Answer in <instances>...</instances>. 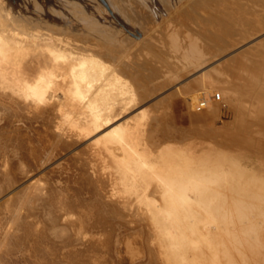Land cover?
Returning <instances> with one entry per match:
<instances>
[{"label":"rangeland","instance_id":"rangeland-1","mask_svg":"<svg viewBox=\"0 0 264 264\" xmlns=\"http://www.w3.org/2000/svg\"><path fill=\"white\" fill-rule=\"evenodd\" d=\"M108 1H71L74 5L81 7L84 17L80 20L83 23H91L95 20L98 21L100 29L109 30L111 40L108 43V50L100 49V41L91 35L93 34L92 30H81L77 36L94 42L95 47L102 51L99 50V53L108 68L107 70L112 71L117 78H121L118 80L122 81L120 83L118 81V83L125 86L126 92L132 88L131 91L134 92L133 97L136 100L131 96V93L130 96L133 98L131 104L136 107L133 106L126 116L133 115L142 108L145 112L139 117L129 139L125 140L126 142L128 140L127 144H129H126L128 147L121 150L116 146L113 149L117 151L110 152L109 149L108 151L103 148L105 146L103 141L98 140V142L95 139L98 142L96 144L91 140L94 139V134L98 137L100 131L88 139L77 138L76 128L69 127L70 124L65 120L62 121L61 114L57 112V109L55 110L58 96L48 94L47 101L37 103V105L24 106L23 101H20L22 98H17L12 102L11 97H8L10 93L2 94L0 90V264H131V262L132 264H172V262H176L177 259L171 258L173 254L176 255L175 251L170 256L171 251L164 245L165 237L160 233L162 230L155 225L156 222L150 217L152 213L144 208L146 204L143 207V203L139 205V202L136 201L138 203L136 206H142L143 209L139 210V206L135 207L136 203H133L136 196L135 191H133L134 195L127 192L132 189H127V187L133 183L129 179L134 175L135 169H139L143 164L160 166L187 179L193 180L195 177L198 182L202 176H211L214 182L218 183V186L212 183V186H215L214 188L219 192L218 196L221 197L223 194L221 198L224 206V199L225 203L227 202L225 197L227 196L229 199L228 206L226 204L225 210L218 211V216L228 214L229 219L223 221V218L222 221L213 222L218 227L216 229L208 228L207 231H222L224 226L232 232L233 229L236 232L239 231V235L242 230L246 231L244 237L248 241L244 239L245 243L242 242V239H240L242 243L229 242L228 244L226 241V244L225 242V246H233V248L229 247L230 250H233L232 252L227 250L228 257L222 254V251L225 252V250L219 251L221 248H226L223 245H219L221 248L218 246V253L211 250L214 249V245L212 248V245L208 246V243L204 244L201 241L199 245L198 241L196 243L197 250H190L188 260H192L196 256L197 262L202 263L205 262L208 255L207 264H215L216 259L222 254L221 259L218 260L223 264L233 254L235 258H237L236 255L239 258L235 262L236 259L232 257L233 264H257L261 259L260 256L264 257V222H253L250 207H245L246 210H244V207L240 208L239 203L237 204L240 194L233 189L219 185L222 181L218 182V179L224 180L221 178L222 176L231 179V176L242 168L247 171L246 179L250 183L256 184L264 193V56L260 57L264 51L259 50L264 48L256 46L258 49L253 46L254 48L250 49V47L242 46L243 49L242 47L237 49L232 46L238 40L249 35V32H254L258 28L256 26L258 23L264 25L261 23L264 13L260 15L257 12L258 17H261L260 20L258 19L259 21H256L257 19L253 17H258L253 12L254 9L251 10L253 6H249L252 5L251 0L247 1L248 12H246V4L243 0H238L241 5L237 3V6L234 4L237 0H234L235 2L230 0L234 3L232 7L229 6V9L237 7L236 13L238 12V16L240 15L235 17L236 19L243 14L241 10L244 6V13H249L250 8L252 14L249 13L250 18L247 16L248 14H244L242 19L246 20L248 17L251 21L254 20L258 23L252 21V25L254 23L256 27L252 28L254 31H251V29L248 30L251 24L249 19H247L248 23L247 20L243 22L241 18V21L233 19L234 22H232V19L229 18L228 21L231 22L228 24L232 23L233 25L234 23L236 24L234 26L237 27V24L243 22L245 28L240 23L242 26L237 27L238 31L236 27L229 28V26L224 28L223 33L219 32L218 34L212 28L210 31L208 28L210 26H206L207 29L204 26L212 22L216 24L218 21L219 23V19L224 20V17H221L223 10H219L220 6L222 8L221 0L217 2L215 0L213 3L212 0H207V2L204 0V3L203 0H196L197 3L202 1L198 3L200 7L195 0H114L111 2L113 5H110ZM208 1L213 4L210 5L215 9V4L216 6L220 5L219 9H216L217 12L212 7L211 9L215 12L209 10ZM261 1L260 3L263 4L264 2ZM253 2L259 6L253 3L255 10L261 8L262 5L258 0ZM16 4L10 0H0L5 18L12 22L16 32L21 36L23 34L31 35L38 31L51 33L56 29L59 30L60 26H65L66 22H77V17L64 5V0H21L20 4L27 11L25 12L26 16H21V10ZM203 4H206L205 8H201ZM225 5L227 7V3ZM196 11L200 13L197 12L198 16L197 14L193 15ZM206 12L208 14L210 12V17ZM178 13L182 17L184 16L181 20ZM185 13L188 14V17L185 16ZM216 13L221 16L216 17ZM31 15L36 16L41 22L36 23L29 19L32 17ZM202 15L204 17H201ZM211 16L216 17L213 20L218 18L217 21L211 20ZM225 20L227 21L226 18ZM120 21L125 24H121ZM170 22L172 24L168 26ZM166 24L168 28H176V31L182 33L180 35L185 38L190 34L196 38V34L201 30H206L207 33L201 31L203 34L206 33L205 36L199 34L197 37H201L198 41L196 38V41L201 45V51H203L204 62L199 63L200 67L197 66L198 63L190 62V65L189 62H180L179 60V62L175 60L174 63V60L169 59V50H165L167 47L164 49V44L160 45L165 35L161 30L162 28L163 31L168 29ZM125 25L133 26L131 28H135V30H126L125 27H122ZM247 25L248 27H246ZM252 25L251 27H253ZM241 27L249 31L246 32L247 35H244L245 31ZM232 28H235L236 31L234 32L235 29ZM227 29H232L233 33L232 30ZM182 30L190 32L185 34ZM241 30L244 31L243 34ZM208 31L217 37L215 39L218 42L214 43V37ZM208 34L213 37L214 41L208 40L211 38L207 37ZM221 36L224 40L230 36L229 38L233 39L231 46V40L226 42L227 44L230 42L227 46L224 40L220 41ZM225 36L226 38H224ZM225 48H229V50ZM257 49L263 51L262 54ZM149 50H152V54ZM217 50L219 53L221 52V55ZM114 52L116 55L117 53L122 55L119 58L124 57V59L120 61L114 59ZM120 52L124 53L120 54ZM126 52H129L130 55H127ZM164 54L169 61L165 59ZM246 54L249 55L248 58ZM126 55L132 57L127 58ZM161 55L167 62L157 59L158 56L162 60ZM252 55H255L256 60H253ZM150 56L151 59H149ZM211 57L213 58L210 59ZM251 58L253 62L255 61L254 63L251 62ZM129 59L132 61L128 63ZM204 59L210 60L209 65ZM115 60L116 62H114ZM157 60L160 62L157 63ZM170 61L171 65L168 64ZM194 66L198 68L196 69ZM126 67L129 68L126 69ZM257 74L259 75L256 76ZM207 76H211V78ZM254 76L259 78L255 79ZM126 81L127 84L124 83ZM123 85L121 86L124 87ZM214 91L220 93V100H211L206 108L199 107L202 96H208ZM129 93L123 95L129 96ZM58 95L60 96V94ZM124 119L125 117L118 119L117 122L115 120L107 128ZM154 130L155 132H153ZM163 133L165 134L163 135ZM115 144L119 145L113 142V147ZM109 152L112 154L119 152L120 156L114 157L115 155L112 156ZM126 162L132 165V172L128 170L127 166L129 165ZM102 195L103 197H101ZM156 195L161 201L159 197L161 195L159 193ZM129 199H133V201L128 202ZM125 200L126 202H123ZM129 203H133L132 206L129 205V207ZM158 233L159 235L156 236ZM219 239L221 240L222 237ZM228 240L230 241L231 238ZM208 249L211 251L209 252ZM201 250L202 252H200ZM197 256L200 258L198 259ZM212 256H217V258ZM255 256H258L259 259L255 260ZM232 258L230 260H233ZM230 260H227V263ZM261 261L258 263L264 264V261Z\"/></svg>","mask_w":264,"mask_h":264},{"label":"bare ground","instance_id":"bare-ground-1","mask_svg":"<svg viewBox=\"0 0 264 264\" xmlns=\"http://www.w3.org/2000/svg\"><path fill=\"white\" fill-rule=\"evenodd\" d=\"M10 1L13 3L14 2L17 3L16 6L18 8H20L21 16L27 15L25 13L27 11L22 6V4H20L21 0H10ZM71 1H73V0H64V5L70 11H72L75 14V16L77 17V20H76L77 22H75V23L66 22L65 26H63L64 28L62 26H60L59 30L56 29L51 33L50 32L45 33V32L38 31L36 33H32L31 35H24L23 34L22 36L18 35V33L16 32V28L12 24V22L7 21V18H5V15L2 12L3 10H2L1 5H0V90H1L2 94L3 93L6 94V92H9L10 96H8V97H11V99L13 100L12 102H14V100H16L17 98L18 99L22 98V100H20V101L21 102L23 101L24 106H27L29 104H36L37 105V103L47 101L48 94L53 95V96H58V98L56 100L57 105H56V107L54 106L55 110L57 109V112L59 114H61L62 121L65 120L66 122H68L70 124L69 127L72 126L71 127L72 129L76 128L75 135H78V137H77L78 139H79V137H81V139H83L82 137L88 139V137H91L94 133H97L100 131L101 133H98V134H100L98 137H96V134H94L95 135V136L93 135L94 139H91V138L90 139L92 141L96 142V144H98V142L100 140L103 141L105 146L103 147V145H102V147L104 149H107V150L109 149L110 152L112 150H115L113 148H115L116 146H117V148H119L121 150L122 149L125 150L128 147V146H126V144L128 142V140H127V142L125 141L126 138L129 139V137H130L129 135H130V133L132 134L131 131H133L132 129H134L135 125H137V121H138L139 117L142 116L145 111L143 108L142 109L139 108L140 110L135 112V114L130 115L128 117L126 116L127 115L126 113H128V111L131 108H133V106H134L133 104H131L132 99L133 98L135 99V97H133L134 92L132 93V91H131L132 88H130V91H128V92H126V90H124L125 86L123 84H119L122 81V80H120V81L118 80L120 77L117 78V76H115V74L112 71L107 70L108 68L104 64V61L101 57V54L99 53L100 49L108 50V43H109V40H111V34L109 33L108 29H104V30L100 29L98 21L94 20V21H91V23H86V24L83 23L80 20V19H83V17H84V14L82 12L81 7L74 5V3H72ZM112 1H114V0L108 1L110 3V5H113L111 3ZM197 1L195 0L196 3H197ZM205 1L207 2V0H205ZM213 1L215 2V0H212V3H213ZM217 1L218 0H216V2ZM221 1L223 2V4H222V2L220 4V5H222V8L220 5L216 6V4L214 3L216 9H219L218 6H220L219 10H221V11L223 10L221 12L222 16H221V14L219 15L216 13V15H217L216 17H218V15H219V17L220 16L224 17V20L226 18L227 21L219 19V23H218V21H217L218 18L216 20H213L216 17L214 16V18H213L211 16L212 19L211 18L210 19L213 21H217V23L215 24L214 22H212V23H214V24H212L208 21L211 25L208 23L209 25L204 26V27L210 26V27H208L209 30H210V28H212L214 30V32L217 31L216 33H218V34H219V32L221 33L224 30V28H226V27L228 28L229 26H230L229 28H231V26L236 25L234 23H233V25H232V23H229L230 24L229 25L228 22H231V21L234 22L233 19H235V20L239 19L241 21V19L244 18V14H246V12H248V7H247V4H248L247 1L248 0H246V2H245V0H243L244 3L246 4L245 5L244 3H242L246 6L245 7L246 12L244 13L245 9L243 8L244 6H242L241 12L243 14H241V17H240L241 19L235 18V17L240 16V15L238 16V12L236 13V10H238L237 7H234L236 9L231 8L233 3L235 2L234 0H232V1H234L233 3L230 2V0H228L229 5H228V1H226V0H221ZM251 1L250 2L252 5H249V4L248 5L250 7L253 6V8H251V10L254 9V11L253 10L252 11L256 13V17H258L259 14L260 15L263 14L264 13V3L261 4L260 0H258L260 5H262V6H260L261 8H257L255 10L254 4L257 5V3H256L257 1L255 3L253 2L254 0H251ZM201 2L199 1L198 3H201ZM240 2H242V1H240ZM261 2H264V0H262ZM203 3H204V0H203ZM208 3H209V1H208ZM212 3H209V6H208V7H210L209 10L212 7L210 5ZM219 3H217V4H219ZM226 3H227L228 8L225 5ZM230 3H232V4L230 5ZM237 3H239L238 0L236 1V3H234V4H236L235 6H237ZM203 5H201L202 6L201 8H205L206 4L204 5V7H203ZM238 5H241V3H239ZM223 6H224L225 10L226 9H228V10L225 11L223 9ZM229 6H231L230 7L231 9H229ZM198 7H200L199 4H198ZM240 7H239V9H241ZM111 8H112V6H111ZM212 8L215 9L214 6ZM213 9H211V10H213ZM216 9H215V11L217 12ZM243 9H244V11H243ZM251 10L249 8L250 14H252ZM203 11H207V10H203ZM197 12L198 11H196V13H194V14L192 13V14L195 15V14H197ZM257 12H259V14ZM249 13H247L248 15L246 14L248 17L250 16ZM255 13H253V14H255ZM178 14H176V15H178ZM239 14H240V11H239ZM186 15L188 17V14L185 13V16ZM210 15L211 14L209 12L208 16L210 17ZM31 16L32 17L29 19L33 20L36 23L41 22L40 19H38L36 16H33V15H31ZM197 16H198V14H197ZM183 17L180 15V17H179L180 20ZM190 17H192V16H190ZM193 17H195V16H193ZM201 17H204V16L202 15ZM209 17H208V19H209ZM248 17L246 18V20L250 18V17L249 18ZM251 17H253V16H251ZM260 17H258V18L253 17V18L257 19L256 21H259ZM229 18L232 20L228 21ZM187 19H191V18H187ZM263 19L264 18L261 19V23H264V21L262 22ZM203 20H204V18H203ZM206 20H207V18H206ZM246 20L242 19L243 22ZM238 21H236V22L238 23ZM252 21H254V20H252ZM252 21L249 19V22H251V24H250V28L248 27V25L246 26V27H248V30L251 29V31H254V29H255L254 27H256V26H258V28L255 29L254 32H249L247 29H244L245 28L244 23L240 22V23H242V25L244 27V28L241 27V29L243 28V30L245 31L244 35H247L246 32H249L250 34L243 37L242 38L243 40L242 39L240 41L238 40L239 42L237 41L236 44H235V42H236L235 41L234 42L235 45H232V46L236 47L237 49L239 47H242V46L243 47H246V46L250 47V49L253 46L254 47L260 46V48L261 47L264 48V25L263 24L259 25L258 22H257L258 23L257 24L256 21H254L257 24L256 26H254V23L252 25ZM247 22H248V20H247ZM120 23L123 25L125 24L122 21H120ZM240 23H239V25L237 24V27L242 26ZM171 24H172L171 22H170V24L168 23V26H170ZM192 25H194V23ZM251 25L253 27H251ZM166 26H167V24H166ZM168 26L166 28H168ZM175 26H179V25H175ZM122 27L123 28L125 27L126 30L133 29V28H131L133 26L129 27V25H125ZM234 27H236V26H234ZM169 28L166 30L164 29L165 31H163V28H162L161 31L164 32L163 34H165L163 36L164 37L163 42L161 44H160V42L159 43L157 42V44H160V45L164 44V46L162 45L164 47V49L167 47L165 50H169V57H170L169 59H171L172 61L174 60V63H175V60H177V61L179 60L180 62L182 61V62H189V63L190 62L198 63L197 66L199 65V63L204 62L203 61V53H202L203 51H201V49H202V48H200L201 45L197 41L199 40V37L205 36V34L207 33L206 30H201V31L206 32L204 34L201 33V31H200V33L197 32L198 33V34H196L197 36L199 34H203V35H201L199 37L196 36V38H197V41H196L195 36L193 37L191 34H190L191 37L190 36L188 37L186 35L187 38H185V37H182L180 35L182 33H179L178 31H176V28H174V27L173 28L171 27L170 29ZM252 28H254V29H252ZM202 29H204V28H202ZM206 29H207V27H206ZM232 29H235V28H232ZM239 29H240V27H239ZM81 30H92L93 31V34H91V35L95 36V39L100 41L99 42L100 43V49L99 50L95 47L96 44L94 42H91L90 39L80 38L77 36V34H79ZM134 30H135V28L133 29V31ZM197 30L199 31V27ZM227 30H230V29H227ZM243 30H241V33L242 32L244 33ZM182 31H184V30H182ZM185 31H186V29H185ZM210 31H208V33ZM235 31H236V29L234 30V32ZM237 31H238V28H237ZM189 32H185V34L186 33L189 34ZM232 33H233V30H232ZM163 34H161V35H163ZM210 34H212V36L214 35L212 32H210ZM193 35H195V34H193ZM229 35L231 36V34H229ZM183 36H185V35H183ZM207 37H211V36L208 34ZM213 37L210 38L211 40L206 38V37H202V38H206L210 42H212L213 39L215 40L214 43H216V41L218 42V40H216L217 37H214V38ZM229 37L227 36V38H229ZM224 38H226V36ZM227 38L224 40L222 37V39L220 41L223 42V40H224V43L226 45L227 44L226 42L231 40V43L229 42L230 46H231L233 39L229 38L227 40ZM161 41H162V39H161ZM228 44H227V46H229ZM243 47H242V49H243ZM258 47H256V48H258ZM256 48H255V50H256ZM225 49L229 50V48H225ZM231 49H232V47H231ZM237 49H235V50H237ZM222 50H224V49H222ZM235 50H232V51H235ZM259 50L264 51V49H259ZM259 50H258V52H260V54H262L261 52H263V51H259ZM137 51H138V49H137ZM149 51L152 54V50H149ZM153 51H155V50H153ZM108 52H110V51H108ZM108 52H106L107 54L106 53H104V54L108 55ZM217 52H218V50H217ZM252 52H256V51H252ZM252 52H251V54H254ZM111 53H109V54H111ZM121 53H124V52H120V54ZM126 53H127V55L129 54V52H126ZM155 53H157V51H155ZM106 55H105V57H106ZM113 55H114V59H117L119 61L124 59V57L119 58V57H122V55L120 56L118 53H117V55H116V53ZM113 55L111 54V56H113ZM127 55H126L127 58L132 57V56H127ZM153 55H155V54L153 53ZM162 55H163V53H162ZM151 56L149 59H151ZM212 56H213V54H212ZM247 56H249V55L246 54V57ZM254 56L252 55V57H254ZM262 56H264V53L262 55H260V57H262ZM208 57H209V55H208ZM258 57H259V55H258ZM108 58H110V57H108ZM136 58H138V57H136ZM163 58H165V57L162 56V60H161L157 56L158 60H160L162 62H167ZM167 58L168 57L166 56L165 59H167ZM204 58H206V57H204ZM212 58L213 57H211L210 59H212ZM262 58H261V60L264 59V58L263 59ZM132 59H134V58H132ZM206 59H204V60H206ZM158 60H157V63L160 62ZM250 60H252V58ZM253 60H256L255 57ZM253 60L251 62H253ZM130 61H132V60L129 59L128 63ZM209 61H207V64L209 63ZM212 61H214V60H212ZM215 61H217V60H215ZM114 62H116V60ZM170 63H171V61L168 64H170ZM259 63L261 64V62H259ZM131 64H133V62H131ZM178 64H180V63H178ZM190 65H191V63H190ZM111 66H112V64H111ZM133 66H134V64H133ZM129 67H131V66H129ZM129 67H126V69H128ZM199 67H200V65H199ZM112 70H114V69H112ZM131 70H133V69H131ZM262 70H263V68H262ZM183 71H185V70H183ZM203 71H205V70H203ZM129 72H130V69H129ZM134 72H132V73H134ZM192 72H194V71H192ZM135 73H137V72H135ZM169 73H171V72H169ZM216 73H217V71H216ZM218 73H219V71H218ZM165 74H166V72H165ZM259 74H257L256 76H258ZM130 75L132 76L133 74H130ZM191 75H193V74H191ZM205 75H207V74H205ZM137 76H138V74H137ZM208 78H211V76H209ZM252 78H253V76H252ZM254 78H255V76H254ZM257 78H259V77H257ZM257 78H255V79H257ZM118 81H119V83H118ZM123 81H125V80H123ZM124 83L127 84V81ZM121 85H123L124 87H122ZM127 89H128V87H127ZM125 93L126 94L129 93V96H124L123 94H125ZM58 94H60V96ZM130 94L133 98L130 96ZM242 105H244V104H242ZM245 105H247V104H245ZM135 107L136 106H134V108ZM122 117L123 118L125 117V119L123 121L114 124L112 127L107 128L112 122H114L115 120L117 122V120L121 119ZM58 121H60V120L58 119ZM158 124H160V123H158ZM58 126H56V128H58ZM156 126H158V125H156ZM61 127H63V126H61ZM66 127L68 128V126H66ZM161 127H162V125H161ZM57 130L59 132V129H57ZM60 130L62 131L63 129H60ZM153 132H155V130ZM69 134H67V135H69ZM164 134L165 133H163V135ZM86 139H85V141H86ZM95 139H97V141L98 140L99 141L97 142V141H95ZM113 142L118 143L119 145L115 144V146L113 147ZM98 147H100V146H98ZM115 151H117V150H115ZM99 152H101V151H99ZM114 153H117V152H113V154L112 153H110V154L112 156L115 155L114 157H117L119 155L118 154L119 152L117 154H114ZM126 164L129 165V166H127L128 170L130 172H132L133 171L132 165L129 162H126ZM237 168H241V167H237ZM135 170L136 171L134 172V175L129 179V180H132L133 183L131 181L132 184L131 185L129 184L130 186L127 187V189L132 188L131 189L132 191L128 190L127 192L130 195L131 194L134 195L133 191H135L136 196H135L134 201H133V199H129L128 202L130 200H132L133 203L134 202L136 203V201H138L139 205H142V203H143V207H144V204H146V206L144 208H147L148 212L152 213V215H150V217H152L153 220L156 222L155 225H157V227H159L162 230L160 233L166 239V240L163 239L164 245L166 246L167 249H169L171 251L170 256L173 254L174 251H175L174 253H176V255L173 254L171 258L172 259L174 258L175 260L177 259V261L172 262V264H207L206 260L208 259V257H207L208 255L206 256V258H207L206 260L203 259L205 262H202V263L197 262L196 256L194 258V256L192 257V255H191V257L194 259H192V260L189 259L191 262L188 260V258L190 257V256H188L190 250H193V251L197 250L198 246L196 243H198V241H199V245H200V241L204 244L208 243L207 244L208 246L212 245V248L214 245V249H211V250L212 251L215 250L217 252H218L219 247L221 245H223L226 248L222 249L220 247L221 250L219 249V251L225 250L226 253L224 251H222L223 253L222 252L221 253L224 254V256L228 257L227 250L229 249V251L232 252L233 250H230V249L233 248V246L230 245L229 247H231V248H229L227 245L226 246L224 245L225 242L227 241L228 244H229V242L230 243L232 242L234 244L239 243V242L242 243L243 240L246 238V237H244L245 236L244 234H246L245 230L241 231V234H243L242 236L244 237L243 238L242 236H240L241 234L240 235L238 234L239 231L236 232L233 229V232H232L226 226L223 227L222 231H214V230H211V231L208 230L207 231L208 228H213V229L215 228L216 229L218 227V225L214 224L213 222L222 221L221 219H223V218H224L223 221L227 220V218L229 219L228 214L225 216H221V217L218 216V213H219L218 211H221V209L225 210L226 207L228 206V200L229 199L227 198V196H226L227 194L225 193L226 195L225 194L224 195L226 196L225 198H226L227 202L225 203V199H224V204H225V206H224L222 203L223 202L222 198H221L223 194L221 195V197L218 196L219 192L216 191V188H214L215 186H212V183L214 185L215 182L211 176H202V177H200V182H198L195 177H193V180L187 179L186 177H184L178 173L169 172L160 166H149L148 164L147 165L143 164L141 167H139V169H135ZM238 171H239V172H237L238 174L236 173L237 175L236 174L232 175L231 179H227L226 176L221 177V178H224V180L217 178L218 182H220V180L222 181L219 183V185L226 187L227 189H229V188L233 189L234 191H236L237 193L240 194V196L238 197L239 199H237V200H239L237 202V204L239 203L238 205H240L239 206L240 208L244 207V210H246L245 207L246 208L250 207L249 210L252 212L251 217L253 219V222H255V223L256 222L261 223L262 221L264 222V193H263V191H261L256 186V184L254 185L253 182L250 183L246 179L247 175H248L246 173L247 172L246 170L241 168V170L239 169ZM215 184H217V186H218L217 181ZM98 185L99 184H97V186ZM99 187H100V185H99ZM129 192H131V193H129ZM158 193L161 195V196H159L161 198V201L158 200V198H157L156 194H158ZM242 196H243V198H242ZM101 197H103V195ZM130 198H132V196H130ZM220 198H221V201H220ZM218 201L221 202L222 204H220ZM123 202H126V200ZM133 203H129L128 206L129 205L132 206L131 204H133ZM137 204L138 203L135 204V207L139 206V205L136 206ZM226 204H227V206H226ZM260 204H261V206H260ZM111 206H113V205H111ZM141 207L142 206H139L138 209L140 210ZM144 210H146V209H144ZM239 210H241V209H239ZM243 211H241V212L244 213ZM146 212H147V210H146ZM113 213H111V214H113ZM118 213H119V211H118ZM122 218H123V216H122ZM158 231L159 230L157 229V232ZM115 232H117V231H115ZM117 235H118V233H117ZM157 235H159V233L156 234V236ZM132 236H134V235L132 234ZM125 237H126V235H125ZM220 237H222L223 240L222 239L220 240L219 239ZM229 237L231 238L230 241L228 240V239H230ZM160 238H162V237H160ZM226 238H227V240H226ZM240 239H242V242ZM163 240L160 239V241H162V242H163ZM246 241H248V240H246ZM152 242H150V244H152ZM227 242H226V244H227ZM245 242H243V243H245ZM128 243H130V242H128ZM201 245H203V244H201ZM199 250H200V248H199ZM208 250H209V252L211 251L210 249H208ZM204 251H205V249H204ZM215 251H213V252H215ZM200 252H202V250ZM200 252H198V253H200ZM230 252H229V254H230ZM194 254H196V253H194ZM222 254H221V256L218 257V259L220 257H222ZM232 255L229 256V258L227 260H230L232 257L235 258V255H233V256ZM135 256H136V254H135ZM236 256L238 258V255H236ZM212 257L217 258V256H212ZM255 257H256V259L254 258L255 260L259 259L258 256H255ZM61 258H62V256H61ZM197 258L199 259L200 256L199 257L197 256ZM204 258H205V256H204ZM237 258H235L236 259L235 262H237V260L239 259V258L238 259ZM260 258L261 259L259 261L262 260L261 262H263L264 257L260 256ZM218 259H216L217 262L221 258L219 260ZM227 260H226V262L225 261L224 262L227 263ZM129 261H131V260H129ZM232 261L234 262V259L230 260V262H228L227 264H233ZM258 262H257V264H260ZM218 263H220V261ZM225 263H223V264H225ZM131 264H132V262H131ZM220 264H222V262ZM234 264H238V263H234Z\"/></svg>","mask_w":264,"mask_h":264},{"label":"built area","instance_id":"built-area-1","mask_svg":"<svg viewBox=\"0 0 264 264\" xmlns=\"http://www.w3.org/2000/svg\"><path fill=\"white\" fill-rule=\"evenodd\" d=\"M220 93L217 91L211 92L208 96L203 95L199 102V107L206 108L211 100H220Z\"/></svg>","mask_w":264,"mask_h":264}]
</instances>
